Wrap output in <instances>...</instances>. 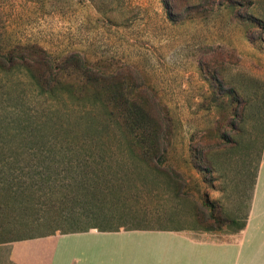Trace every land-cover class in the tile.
Masks as SVG:
<instances>
[{
	"label": "rangeland",
	"instance_id": "obj_1",
	"mask_svg": "<svg viewBox=\"0 0 264 264\" xmlns=\"http://www.w3.org/2000/svg\"><path fill=\"white\" fill-rule=\"evenodd\" d=\"M191 1L0 0V244L204 228L198 213L230 230L264 155V0ZM85 71L145 101L162 129L160 171L130 153Z\"/></svg>",
	"mask_w": 264,
	"mask_h": 264
},
{
	"label": "crops",
	"instance_id": "obj_2",
	"mask_svg": "<svg viewBox=\"0 0 264 264\" xmlns=\"http://www.w3.org/2000/svg\"><path fill=\"white\" fill-rule=\"evenodd\" d=\"M228 211V231L190 221L169 228H92L16 239L0 244V264H264V155L248 199L237 197Z\"/></svg>",
	"mask_w": 264,
	"mask_h": 264
},
{
	"label": "trees",
	"instance_id": "obj_3",
	"mask_svg": "<svg viewBox=\"0 0 264 264\" xmlns=\"http://www.w3.org/2000/svg\"><path fill=\"white\" fill-rule=\"evenodd\" d=\"M190 3L193 2L190 0ZM189 10H192L193 13L199 14L201 18L203 17L205 11L203 9H197V5H188ZM205 16V15H204ZM36 83L45 88L51 87L53 83V78L45 76L44 70H38ZM84 76L86 77V81L88 78V82L92 81L94 84L101 83L100 85L104 88V96L106 106L110 108L111 112L115 114L118 123L124 127L126 131V142L129 145V151L131 154H138L139 162L147 165L153 170L158 169L160 167V159L163 154L162 152V129L159 125V122L153 117V115L149 112L148 106H146L145 101L143 99H137L136 102H131L127 97L123 90V83L120 80L109 81L108 79H116L113 77H99L97 75L88 74L86 71L84 72ZM108 78V79H107ZM86 86V83H84ZM49 91H51L49 89ZM231 92V91H229ZM238 114V113H237ZM237 117L236 114L233 115ZM238 116L242 117L241 114ZM241 120V119H240ZM136 149V151H135ZM137 156V155H136ZM171 180L174 176H178L177 173H172ZM175 197H181L180 188L175 187ZM204 205L213 206L214 203L206 200ZM211 209V208H210ZM209 209V212H211ZM210 219L213 218V213H210ZM196 219L200 221L201 224L205 223L206 230H219V227L211 228V226L206 225L208 218L202 214L198 213ZM207 219V220H206ZM211 222H216L215 219H212ZM231 222V221H230ZM244 225V224H243ZM242 225V226H243ZM97 229L98 231H116L115 230H104L98 227H91L88 229ZM88 229L84 230L87 231ZM136 229V228H134ZM147 230V229H145ZM73 232H81V231H73ZM45 236V235H44Z\"/></svg>",
	"mask_w": 264,
	"mask_h": 264
}]
</instances>
